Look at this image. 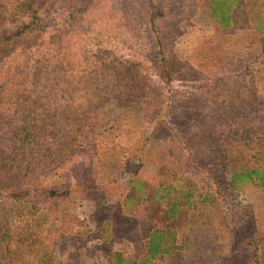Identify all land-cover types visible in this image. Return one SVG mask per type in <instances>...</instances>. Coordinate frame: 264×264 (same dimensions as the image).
<instances>
[{"label": "rangeland", "instance_id": "1", "mask_svg": "<svg viewBox=\"0 0 264 264\" xmlns=\"http://www.w3.org/2000/svg\"><path fill=\"white\" fill-rule=\"evenodd\" d=\"M22 1L0 0V34L24 17L31 1ZM42 19L33 41L11 54L4 48L1 63L67 73L32 81L15 70L8 81L35 86L24 104L50 118L51 107L35 105H64L69 123L92 104L103 105L102 116L96 140L41 184L59 194L33 187L32 205L4 206L15 238L24 214L51 205L54 264H114L119 251L123 264H262L264 189L236 191L229 162L264 167V0L239 6L225 34L208 0H59ZM59 138L47 132L50 145ZM129 179L144 188L132 210L124 208L135 191ZM151 228L181 249L148 263Z\"/></svg>", "mask_w": 264, "mask_h": 264}, {"label": "trees", "instance_id": "2", "mask_svg": "<svg viewBox=\"0 0 264 264\" xmlns=\"http://www.w3.org/2000/svg\"><path fill=\"white\" fill-rule=\"evenodd\" d=\"M29 1H31V4L27 12L22 13L24 17L13 18L11 31L0 34L1 55H5L3 53L4 48L9 50L11 54L17 51L18 45L31 43L43 23L44 8L59 0H26L18 4L25 6ZM247 1L208 0L210 18L215 28L223 34L232 30L236 23V10ZM26 14H28L27 17ZM15 56L17 57V55ZM3 60H0V74L3 75L6 72L7 74L0 77V264H17V262L24 261L31 264H54V253L51 250V243L54 239L49 245H46V241L52 237V235L50 236L51 228H48L51 211L53 210L52 206L47 205L42 209L35 207L36 212L29 210L24 214L16 238L12 234L13 226L10 213L4 211V206H9L8 203H11V206L14 207L15 204L19 205L21 203L22 206L28 203L32 205L33 203L30 202L29 198L32 197L33 187L36 189L35 192L43 197L48 198L54 192L59 194L58 191L44 187L41 184L46 182L47 175L51 174L50 180L56 178L57 175L61 176L68 164L78 158L79 149H82L90 140H96L94 139V131L99 116H102L100 112L103 105L92 104L82 111H76L70 123L65 116V107L60 103L51 104L52 101L47 102V100L44 103L45 105H35L36 108L46 107L47 109L51 107L50 112L54 114L53 118L44 115V113H39L37 110L36 112L33 107H26L24 104L27 102L25 98L31 102L35 86L31 90L29 89L30 91L28 89L27 91L22 90L21 87L15 86L14 81L12 83L8 81L12 77L8 74L18 70L21 73L18 78L27 77L33 81L42 74H47L45 77L49 75L50 78H53L56 74L67 72L59 66H57L59 68L57 70L52 69L55 65L49 66L45 70L37 67L31 72L26 63L23 66L19 63L12 64L5 70L4 65L1 63ZM262 73L264 74V69ZM121 74L125 80L120 79L118 86L123 88V84L124 87L126 86L127 77L124 73ZM107 80L108 77H104L103 82L105 83ZM11 86L12 89L15 88V91L13 90L10 95L9 88ZM51 94H54V91ZM8 97L11 99L10 103H5V99ZM50 129L56 130L60 136L59 141L52 145L46 140L47 132ZM250 139H247V143L252 142ZM55 168L57 169L56 172ZM229 176L236 191H245L247 185L264 189V167L257 163L240 166L236 159L232 157L229 162ZM128 185L132 186L135 191L124 199V208L132 210L134 205L140 203L144 188L140 179H129ZM175 207L173 205L171 210L173 213L176 211ZM57 220L54 219L51 227H54ZM62 230L56 229L58 232ZM150 230L151 235L148 239L147 252L148 263L161 254L172 255L176 250L181 249V247H176L175 243L170 248V242L172 241L163 229L151 228ZM62 232L60 235L64 234ZM123 256L121 251L115 253L116 263L114 264L126 262Z\"/></svg>", "mask_w": 264, "mask_h": 264}]
</instances>
